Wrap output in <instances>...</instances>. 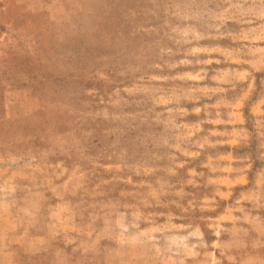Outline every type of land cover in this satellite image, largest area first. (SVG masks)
<instances>
[{
  "label": "clouds",
  "instance_id": "1",
  "mask_svg": "<svg viewBox=\"0 0 264 264\" xmlns=\"http://www.w3.org/2000/svg\"><path fill=\"white\" fill-rule=\"evenodd\" d=\"M0 264H264V0H0Z\"/></svg>",
  "mask_w": 264,
  "mask_h": 264
},
{
  "label": "rangeland",
  "instance_id": "2",
  "mask_svg": "<svg viewBox=\"0 0 264 264\" xmlns=\"http://www.w3.org/2000/svg\"><path fill=\"white\" fill-rule=\"evenodd\" d=\"M258 89H259V85H258Z\"/></svg>",
  "mask_w": 264,
  "mask_h": 264
}]
</instances>
